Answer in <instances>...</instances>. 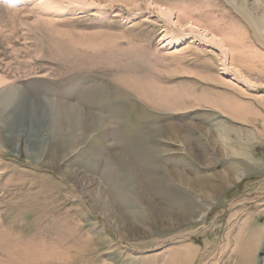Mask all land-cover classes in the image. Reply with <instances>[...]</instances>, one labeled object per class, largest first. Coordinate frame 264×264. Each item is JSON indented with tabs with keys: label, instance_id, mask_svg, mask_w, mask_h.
<instances>
[{
	"label": "rangeland",
	"instance_id": "374dc122",
	"mask_svg": "<svg viewBox=\"0 0 264 264\" xmlns=\"http://www.w3.org/2000/svg\"><path fill=\"white\" fill-rule=\"evenodd\" d=\"M41 1L0 0V264H264V0Z\"/></svg>",
	"mask_w": 264,
	"mask_h": 264
},
{
	"label": "bare ground",
	"instance_id": "6f19581e",
	"mask_svg": "<svg viewBox=\"0 0 264 264\" xmlns=\"http://www.w3.org/2000/svg\"><path fill=\"white\" fill-rule=\"evenodd\" d=\"M48 0H42L41 1V3L43 2V3H46ZM49 2H51V1H49ZM48 2V3H49ZM47 3V4H48ZM51 4V3H50ZM92 5H95L94 6V9H95V7H96V4L95 3H93ZM162 10V9H161ZM163 12V11H162ZM155 13V12H154ZM169 13V12H168ZM167 15V14H166ZM203 34V33H202ZM166 38V39H165ZM162 41H164L165 42V46L164 47H167V46H170L171 44H172V41L174 40V39H170V38H168V37H166V36H163V38L161 39ZM167 40V41H166ZM221 40V39H220ZM207 42H211V44H215L216 42L218 43V38H216V36H214V35H211V37H210V39H208L207 40ZM212 45V46H213ZM216 45V44H215ZM219 45V44H218ZM216 47V46H215ZM79 118V121H81V122H83V116L82 115H79L78 116ZM84 123V122H83ZM95 123V125H96V121H95V119L93 120V122H92V124H94ZM97 126V125H96ZM95 126V127H96ZM130 145H133V144H130ZM131 150H132V154L136 157V159H137V162H143V158H142V155H141V152L140 151H142V146H140L139 145V143H136L134 146H133V148H130ZM151 161L148 159V157H146V164L147 165H144L145 167H149V170L151 169L150 167H152V165H151V163H150ZM150 173H149V175L153 172L152 170H150L149 171ZM120 176H122V175H118L117 177H116V182H114L113 184L115 185V189H117V190H119V191H121L120 193H119V196L121 197V198H123L125 201H127L128 203H131V197H130V195L127 193V192H125V190L124 189H119V188H124L125 186H129L130 184H134V185H136V186H139V187H141L142 185H144V184H142L141 182H138L137 180H130V184H128V182H129V180H126V178L124 179L123 177H120ZM151 176V175H150ZM152 177H154V176H152ZM120 178L123 180V181H120ZM113 180H115V177L113 178ZM151 181V180H150ZM148 182L149 184H148V186H150V187H153L152 186V182ZM124 182H126V183H124ZM117 195H118V193H117ZM139 195H141V194H139ZM143 195V194H142ZM174 201L172 200L171 201V203H173ZM183 205V207H185V205H187V203L185 202H183L182 203ZM190 209H187L186 207L184 208V210H183V213H184V215H188L187 214V211H189Z\"/></svg>",
	"mask_w": 264,
	"mask_h": 264
}]
</instances>
